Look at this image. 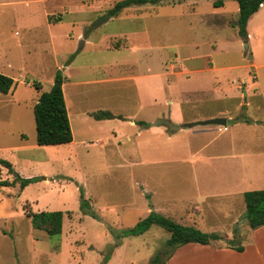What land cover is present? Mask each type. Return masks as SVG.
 Instances as JSON below:
<instances>
[{"label":"rangeland","instance_id":"1","mask_svg":"<svg viewBox=\"0 0 264 264\" xmlns=\"http://www.w3.org/2000/svg\"><path fill=\"white\" fill-rule=\"evenodd\" d=\"M119 1L0 0V42L6 39L5 47L22 42L23 18L35 19L23 48L6 50L12 68L5 73L19 83L13 97L0 94V160L9 162L22 178L36 179L23 191L17 183L0 185V264H150L156 253L170 250L164 246L168 233L156 226L140 235L128 234V230L158 209L159 214L192 226L194 218L189 211L193 204L201 206L198 201L202 193L215 191L222 186L220 182L227 181V161L204 166L198 157L182 160L178 139L170 144L164 135L140 136L120 125L118 118L99 133L88 135L76 124L77 115L94 122L85 113L108 111L127 120L134 113L144 114L139 110L138 97L146 96L148 82L147 97L155 104L147 114L151 113L155 122L163 121L168 109L165 102L173 90L163 73L170 64L195 56L216 67L236 66L216 73L215 84L204 82V95L198 97L201 113L225 108L235 111L240 98L238 102L248 105L235 122L264 119V72H258V79L253 80L252 70L242 67L248 50L237 29L209 23L219 11L213 6L215 0H159L130 5L110 17L109 10ZM21 2L26 5H19ZM232 6L236 8L237 3L227 0L225 12H232ZM260 15L264 31V8ZM107 16L105 22L93 26ZM81 36L88 39L85 45ZM0 52H5L1 44ZM257 55V62L264 60V54ZM57 70L63 79L71 80L65 91L74 143L50 147L52 150L36 145L32 108L41 92L52 89ZM142 71L156 75L134 81L132 77ZM184 78L178 86L190 90L193 79ZM33 83L40 85L39 92ZM172 93L176 95L175 90ZM194 144H199V139ZM13 178V173L0 164V182ZM197 178L203 184H197ZM223 199L203 200L205 209L199 210L205 215L204 226L222 238L212 246L244 247L249 244L245 209L234 202L233 219L227 210L221 211ZM209 205L215 209L209 210ZM29 210L63 212L60 234L49 235L33 228L25 215ZM195 228L204 229L200 223ZM208 250H195L192 256L235 257Z\"/></svg>","mask_w":264,"mask_h":264},{"label":"crops","instance_id":"2","mask_svg":"<svg viewBox=\"0 0 264 264\" xmlns=\"http://www.w3.org/2000/svg\"><path fill=\"white\" fill-rule=\"evenodd\" d=\"M25 3L29 4L28 1H26ZM226 3L227 0H223V6L216 8L219 11L213 14L214 17L210 19L209 23L217 25L221 28L231 27L237 29L236 27L232 26V22L234 21V16L237 17L238 15V5L236 8L235 6H232V12H225ZM26 4H23L22 2L19 3V5ZM263 8L264 2L260 5L258 11L248 19L246 24L245 41L247 43L248 51L244 56L246 65H243L242 67H247L252 70L253 75L251 77L253 80L258 79V72H264V60L262 59L258 62L256 60V57L258 58L257 54H264V41L262 39L264 31L263 27L260 26V20H258L261 16L260 12ZM21 21V29L23 33H25V37L23 38L22 42L18 44L16 43L14 45L8 44L6 47L4 46L6 39L0 42L1 47L5 48V52H0V58L3 59V61L0 62V73L4 75L6 74V76L11 77L15 82L16 80L11 75H9V73H5L9 72L12 68V60L8 57V52L6 53V50L10 51L12 48H23V46L26 44L25 41L28 40L31 36L33 30L32 25L35 22V19L25 17ZM168 21L174 20L168 19ZM26 35L28 36L26 37ZM83 37L84 36H81V38ZM87 42L88 39H84L83 45H85ZM203 59V57L198 59L195 56H189L188 58L180 59L176 64H179V66L170 64L167 72L163 73V76L167 77L166 83L168 84L170 89L175 90L176 93V95L174 96L172 90V92H170L169 98H167L165 102V105L168 109L167 115L166 117H164V119H168L170 121V128L167 126L157 125V122H155V120H151V113L150 115L147 114V110L151 108V105L155 104V102L151 100V97H147V90L149 88L147 84L148 82L145 83L146 96L143 98L138 97L140 105L139 110L145 111L146 113L143 114L142 112L141 115L140 113H134L129 117L128 120L124 119L127 117H122L120 115L122 118L118 121H120V125H124L125 127L130 128L132 131H136L140 136L147 134L151 135V133L153 135H164L167 137V141L170 144L178 139V141H180V158H182V160H188L191 156L198 157V160H201L204 166H206V163H209L211 165L213 162H217L219 160L227 161L229 168L227 181L224 183L220 182L219 184H221L222 186L215 188V191H206L202 193V198H200L198 201L201 202L202 205L199 206L197 204L198 206H196L193 204V207L190 208L189 211L190 218H194L192 226L196 227L197 225L199 227L200 223L201 227L204 228L203 232H205L207 229L209 232L210 227H205L203 224L205 215L201 214V212L199 211L205 209L203 200L207 201L216 197L224 198L223 201L225 204L221 205L223 207L222 209L220 208L221 211L227 210L230 216H232V213H234L233 216H235V203H237L241 209H245V204L243 205L242 203V201L244 202L243 194L245 192L264 190V119L260 120L255 117L250 118L247 122L239 120L235 122V118H237L238 114L240 112H243V108L248 105L247 103L242 104V102H238L240 98H236L237 109L235 111H232L229 108H225L224 111H218L217 113H201L198 106V97L204 95V82L206 81L208 82V84L212 83L213 85L215 84L214 82L217 79L215 77L216 73H220L223 70L227 71L236 67L227 65L216 67L211 63V61L202 63L201 61ZM23 69H25V67ZM65 69L67 70V67H65ZM145 70L146 72H148L149 68H146ZM155 75L143 73L142 71L140 75L138 74L132 78L135 81L140 79H150L151 76ZM194 75L195 77L191 78ZM25 76L27 75L24 73V77ZM183 76L186 77L184 78L186 80L190 78L193 79L191 82L193 87L190 88V90L186 87L183 88V86H178L179 83L183 80ZM70 81L71 80L69 77L64 78L62 91L72 132V142L61 146H67L74 143L73 125L71 123L65 91V88L71 83ZM242 81L245 82V79H242ZM16 83L18 84L19 82ZM29 83L30 82L27 81V84ZM17 84L13 90L16 89ZM256 84H258V82H256ZM139 88L140 87L137 85V90H139ZM13 90L4 95H11V97H13ZM244 95H247V91L244 92ZM262 108H264L263 97ZM260 109L261 106H259V110ZM93 113L95 112H87L85 113V116L88 119H92L94 122H88L86 119L81 118L78 115L75 121L76 124L78 126H81L82 130H85L88 135L99 133L100 128L110 123L111 120L116 119L114 118L96 120L92 116ZM212 118H225L226 125L218 126L217 128H206V126H193L187 128L183 126L186 123L208 120ZM229 122L230 124H228ZM221 127H226V129L224 130ZM216 134H219V136H215ZM205 135H213V137L210 139H206L204 137ZM222 135H224V137ZM196 139H199V144H194V140ZM39 147L50 148L53 146ZM50 149L53 150V148ZM194 152L195 154H193ZM27 163H31V161H27ZM205 181H207L208 184V180ZM200 183H202L201 178H197V184ZM153 200L154 194L152 191L151 201ZM155 201L156 203H160L161 200L155 198ZM164 203L165 201L162 203V205ZM208 207L209 210L215 209V207L211 205H209ZM158 210L156 211L155 206L156 213H158ZM234 218L235 217H233V219ZM223 222L229 223L230 220H223ZM246 226L248 231L247 233H245V237L246 239H248L249 237V244L245 245L244 247L241 245L243 247V251L240 253L234 251V249L228 248L227 246L213 247L209 245L205 246L199 244H187L174 251L171 257L165 260L164 264H264V226L256 229H251L249 228L247 222ZM199 249H211L210 251H213L214 253L218 252L217 254L225 252L235 257L228 256L221 258H205L200 256H192L193 254H195L194 251H198ZM247 254L249 255L248 257L246 256ZM241 255H244V257H242Z\"/></svg>","mask_w":264,"mask_h":264},{"label":"trees","instance_id":"3","mask_svg":"<svg viewBox=\"0 0 264 264\" xmlns=\"http://www.w3.org/2000/svg\"><path fill=\"white\" fill-rule=\"evenodd\" d=\"M159 0H121L114 4L109 10L110 17L117 16L122 9L130 5H142L146 3H156ZM238 5V15L232 22V26L237 28L239 36L246 39V24L248 19L258 11L264 0H234ZM215 8L223 6V0L213 2ZM72 55L71 57H73ZM63 76L57 70L53 77L55 89L52 93L43 91L39 94L36 103L33 105V119L35 124V141L38 146H58L72 142V132L68 120L65 106V100L62 91ZM16 82L4 74L0 73V94H7L16 86ZM35 91H40V85L32 84ZM96 120L113 119L115 117L108 111H100L92 114ZM158 121L157 125L171 127L168 119ZM146 125V124H145ZM148 126V125H147ZM0 164L6 167L9 172L13 173L12 181H1L0 185L9 187L18 184L19 190L22 191L27 185L36 181L33 178H22L12 171V165L4 160ZM245 204V219L251 229L264 226V190L248 191L243 194ZM29 217L33 228L42 230L49 235L60 234L62 230L63 212L42 211L34 213L31 210L25 211ZM159 227L168 233V239L165 241L166 247L170 250L167 253H156L150 260V264H164L165 260L171 257L176 249L187 244H199L212 246L213 243L222 241L217 233L203 232L194 226L181 225L174 220L151 211L148 216L140 220L135 226L128 230V234L140 235L150 227ZM230 243V242H229ZM228 248L236 251H242L241 245L228 244ZM164 254V255H163Z\"/></svg>","mask_w":264,"mask_h":264},{"label":"water","instance_id":"4","mask_svg":"<svg viewBox=\"0 0 264 264\" xmlns=\"http://www.w3.org/2000/svg\"><path fill=\"white\" fill-rule=\"evenodd\" d=\"M106 19H109V16L107 18H101L97 22L93 24V26L98 25L100 23H103L106 21ZM83 43V42H82ZM55 89V85H53L52 89L50 90V93H52ZM226 125V119L225 118H212L208 120H202V121H196L192 123H186L183 126L190 128L193 126H225Z\"/></svg>","mask_w":264,"mask_h":264},{"label":"built area","instance_id":"5","mask_svg":"<svg viewBox=\"0 0 264 264\" xmlns=\"http://www.w3.org/2000/svg\"><path fill=\"white\" fill-rule=\"evenodd\" d=\"M221 128L224 129V130L226 129V127H221Z\"/></svg>","mask_w":264,"mask_h":264}]
</instances>
